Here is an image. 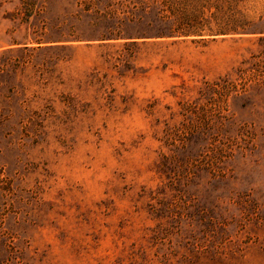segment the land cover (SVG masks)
Masks as SVG:
<instances>
[{
	"label": "rangeland",
	"instance_id": "1",
	"mask_svg": "<svg viewBox=\"0 0 264 264\" xmlns=\"http://www.w3.org/2000/svg\"><path fill=\"white\" fill-rule=\"evenodd\" d=\"M218 2L220 23L264 13ZM119 7L0 0V57L18 62L0 72V264H264V82L201 94L240 89L264 44L213 19L157 37L165 23Z\"/></svg>",
	"mask_w": 264,
	"mask_h": 264
},
{
	"label": "trees",
	"instance_id": "2",
	"mask_svg": "<svg viewBox=\"0 0 264 264\" xmlns=\"http://www.w3.org/2000/svg\"><path fill=\"white\" fill-rule=\"evenodd\" d=\"M219 0H108V5H116L117 7H130V4L134 2L137 4L136 12H132L129 8L130 15H137V19L142 21L152 14V18L165 23L163 26H159L153 29V35L157 37L162 36H190V35H201L204 30L212 32V21L220 26L216 29L218 33H238V34H251L257 35V39L260 44H264V13L259 17L257 22H251L248 16L234 11L233 14L240 13L239 18L231 19L220 23L218 13L221 12V4ZM239 1V0H236ZM84 6H89L92 0H80ZM136 4L134 6H136ZM211 8L215 10L206 14V11H211ZM118 8L111 7L110 13H116ZM125 8H122V12H125ZM108 12V11H107ZM223 13V12H222ZM148 24V22H146ZM250 26V27H249ZM147 33H141V37H146ZM63 36V35H61ZM69 37H58V38H36L35 46H28L23 44L20 47H16V51L20 55L27 57L32 56V53L43 54L49 52H61L68 48L65 41ZM77 38V37H74ZM45 40V41H42ZM47 42L48 44H41ZM54 43V44H52ZM13 44L15 41H13ZM130 45H137L135 42ZM14 48H8V52L13 51ZM262 53V52H261ZM4 55V54H3ZM8 59L7 57H0V72L5 71L8 74V67L12 69L18 66V62L14 59ZM28 60V59H27ZM27 60L25 62H27ZM252 65L249 67L239 68V76L244 77L246 73L248 75L244 78L245 80L241 83L239 89L238 84L230 80L227 76L220 77L219 80L208 82L205 84V88L201 90L202 95H209L211 93H223L227 95L231 92H238L240 90L245 91L244 87L250 80L253 81L254 87H258L264 82V56L257 58L252 61Z\"/></svg>",
	"mask_w": 264,
	"mask_h": 264
}]
</instances>
